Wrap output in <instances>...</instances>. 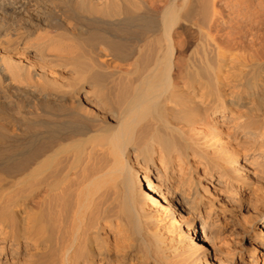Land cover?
<instances>
[{
  "label": "bare ground",
  "instance_id": "6f19581e",
  "mask_svg": "<svg viewBox=\"0 0 264 264\" xmlns=\"http://www.w3.org/2000/svg\"><path fill=\"white\" fill-rule=\"evenodd\" d=\"M0 264H264V0H0Z\"/></svg>",
  "mask_w": 264,
  "mask_h": 264
}]
</instances>
